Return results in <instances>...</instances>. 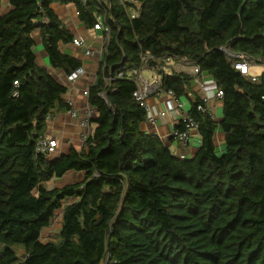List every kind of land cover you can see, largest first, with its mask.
<instances>
[{
    "label": "trees",
    "instance_id": "16d2710c",
    "mask_svg": "<svg viewBox=\"0 0 264 264\" xmlns=\"http://www.w3.org/2000/svg\"><path fill=\"white\" fill-rule=\"evenodd\" d=\"M105 1L9 0L0 14V264H264V70L251 81L221 50L264 63V0H138L132 21ZM51 3L72 4L87 30L99 16L109 28L88 87L90 134L52 160L36 143L70 108L66 88L35 63L33 31L53 69L68 75L81 63L58 49L73 37ZM165 56L193 63L222 92L219 122L190 103L200 139L191 158L144 131L132 97L128 71ZM191 81L161 74L160 88L180 98ZM70 172L80 180L47 189ZM57 211L59 239L43 243Z\"/></svg>",
    "mask_w": 264,
    "mask_h": 264
},
{
    "label": "crops",
    "instance_id": "0c3cea01",
    "mask_svg": "<svg viewBox=\"0 0 264 264\" xmlns=\"http://www.w3.org/2000/svg\"><path fill=\"white\" fill-rule=\"evenodd\" d=\"M8 1L9 0H1L0 14H4L10 10ZM49 8L53 11L61 24L71 33L73 39L83 40V47L85 48L83 53H80L79 51L70 49L69 44H59L58 49L60 53L80 61L81 66L85 70L80 79L73 83L65 84L66 75L62 71L53 69L50 66L48 57L40 41L38 31L36 36L39 42L35 41L34 37L32 36L34 41L33 47L36 48V46L40 44L42 48L37 54L34 53L36 65L46 68L49 74L66 88V93L63 96V100L68 104L70 109L67 111L59 110L54 113L55 115L46 122L47 131L44 135V137L48 139H54L57 143L55 151L49 156L53 154H58L59 156L60 154H65L71 147L79 150L83 143L81 140L82 135L86 130L91 131L92 126L88 124V127L85 128L86 124H84V119L90 106L87 104V99L83 96L82 92L85 88L90 87L95 82L98 65L104 56V52H100V48L104 44V35L99 31L85 29V27L79 23L78 18L75 15V7L72 4L51 3ZM90 49H93L94 52L90 51ZM86 50L92 52V54L86 56L84 54ZM96 54H98V59H95ZM145 69L149 74V77L146 78L147 80H151L153 77L158 76L157 72H155V69L145 66L142 71ZM175 72L177 71L173 70L172 66H169L165 74H171ZM51 73H53V75ZM251 75L256 77L260 76L253 73H251ZM216 91L217 90L214 82L206 74L202 73L199 77H193L189 90L185 96H182L186 98V100L182 101L181 97L179 98V101L183 105V111L185 113L188 112L190 103L195 97L198 98V100H200L201 97H206L208 99L206 104L207 110L212 113L213 120L215 122H219L222 116V105L220 99L215 98ZM165 101L166 96L164 91H161V93H158L157 95L151 96L149 99H147L146 103L149 108V115H156L162 109ZM178 120L179 119L177 115L174 114L173 116H168L165 119L159 120L155 127L146 126L147 128H145L148 133L159 137L163 141L165 147L174 156L180 151V149H182L180 143L170 136L171 130L173 128L179 127ZM223 140L224 138L222 133L216 131L214 133V142L219 151L223 150ZM199 146L200 139L197 132L194 131L190 135L187 142L185 151L187 152V158L193 157ZM67 174L73 173L70 172Z\"/></svg>",
    "mask_w": 264,
    "mask_h": 264
},
{
    "label": "built area",
    "instance_id": "2783aa9c",
    "mask_svg": "<svg viewBox=\"0 0 264 264\" xmlns=\"http://www.w3.org/2000/svg\"><path fill=\"white\" fill-rule=\"evenodd\" d=\"M82 4H86L89 0H79ZM99 5L102 7V5H105V0H97ZM118 5L121 7L125 17L132 21L136 19L139 15L140 10V2L138 0H118ZM103 9V8H102ZM75 15L78 16V13L75 12ZM94 31L101 32L103 37V45L100 48V52L105 51V44L108 38L109 34V28L104 24V19L102 16H99L96 20V23L93 26ZM83 40L82 39H73L72 45L75 47H81L83 46ZM222 52L233 60V68L239 73H241L244 76H250L251 81H256L258 77L251 75L250 69L252 66H259L262 70H264V63H261L260 60H252L249 57H247L244 54H233L229 52L225 48H221ZM86 56H89L92 54V52L86 50L84 52ZM147 59V57H145ZM145 59L141 61L140 67L137 69H132L128 71V76L131 77L134 80L135 83V89L132 93V97L134 101L139 104L140 107L144 108V110L147 113L145 124H144V131L146 126L155 127L159 120L165 119L168 116H173L174 114L178 117V124L184 126L183 131H179L177 128H173L170 132V136L178 141L180 143L182 149L178 153L175 154V156L183 158L187 157L186 147L187 142L189 140L190 135L192 132L196 131V125L193 122L192 119H190L183 111V105L179 101V98H175L173 93L171 91H164L166 96V101L163 104L162 109L156 114H150L149 115V108L147 106V99H149L151 96H155L158 93H161L160 88V75L165 74L166 70L169 66L173 67V70L184 73L187 75H190L192 78L196 77L199 73L198 67L194 65L193 63H182L177 58H174L172 56H165L162 59L159 60L160 63H158L157 67L155 68V72H157V77H153L151 80H147L142 75V69L144 68ZM84 74V69L82 66L78 67L74 71L70 72L68 75L65 76V81L68 83H73L76 80H78L82 75ZM160 74V75H159ZM122 75L119 74V77ZM83 96L87 99L88 96V87L85 88L82 92ZM222 92L216 91L215 98L221 99ZM103 100H105L104 96H101ZM262 100L264 101V97H262ZM200 105L197 106V110L201 112H205L207 115H209L213 119V115L210 111L207 110L206 104L208 102V99L206 97H201ZM93 110L91 108L88 109L87 114L84 119L85 128L88 127L89 121L92 118ZM173 114V115H171ZM148 133V132H147ZM90 134V131L86 130L84 134L82 135V142L85 141L87 136ZM150 134V133H149ZM57 147V143L54 139H48L46 137H41L38 139L36 146H35V152L38 154H42L45 156H49L52 154Z\"/></svg>",
    "mask_w": 264,
    "mask_h": 264
},
{
    "label": "rangeland",
    "instance_id": "374dc122",
    "mask_svg": "<svg viewBox=\"0 0 264 264\" xmlns=\"http://www.w3.org/2000/svg\"><path fill=\"white\" fill-rule=\"evenodd\" d=\"M73 15H74V11H73ZM36 34H37V30H34L33 33H32V36L34 37L35 41L39 42ZM69 46H70L69 47L70 49L75 50V51H79L80 53H83V51L85 50V48L83 46L75 47L71 43H69ZM41 49H42L41 45L38 44L36 46V48L33 47L32 52H33V54L34 53L37 54L38 51H41ZM93 49H90V51L94 52ZM95 59H98V54H96ZM250 72L253 73V74H256V75H260L262 73V69L260 67H258V66H254V67L252 66L251 69H250ZM51 74L53 75V73H51ZM142 75L145 78L149 77V74H148L146 69L142 71ZM65 84H69V83L65 82ZM181 100L185 101L186 98L181 97ZM186 107H187V105H186ZM92 117H94V113L92 114ZM57 136H59V135H57ZM56 157H58V154H53L51 156H48V159L52 160V159H54ZM80 178L81 177L76 175V174H66L63 178H61L59 180L49 181L48 183H46V187H47V189H51V188H54V187L60 188V187H62L64 185H68V184H71L73 182L79 181ZM60 227H61V216H60V211H57L55 213V215L53 216V218L51 219L50 226L47 227V228H44L41 231V239L40 240L43 243H46V242H57V240L59 239L58 234H59ZM102 264H104V262Z\"/></svg>",
    "mask_w": 264,
    "mask_h": 264
}]
</instances>
